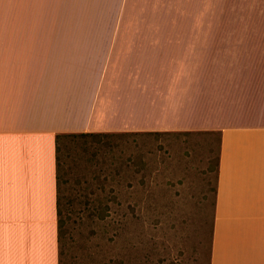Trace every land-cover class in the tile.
Returning a JSON list of instances; mask_svg holds the SVG:
<instances>
[{
    "label": "crops",
    "instance_id": "1",
    "mask_svg": "<svg viewBox=\"0 0 264 264\" xmlns=\"http://www.w3.org/2000/svg\"><path fill=\"white\" fill-rule=\"evenodd\" d=\"M194 130L209 264H264V0H0V264H59L58 134Z\"/></svg>",
    "mask_w": 264,
    "mask_h": 264
},
{
    "label": "rangeland",
    "instance_id": "2",
    "mask_svg": "<svg viewBox=\"0 0 264 264\" xmlns=\"http://www.w3.org/2000/svg\"><path fill=\"white\" fill-rule=\"evenodd\" d=\"M234 5L218 3L219 24H232ZM57 145L59 264H209L216 133L62 136Z\"/></svg>",
    "mask_w": 264,
    "mask_h": 264
},
{
    "label": "trees",
    "instance_id": "3",
    "mask_svg": "<svg viewBox=\"0 0 264 264\" xmlns=\"http://www.w3.org/2000/svg\"><path fill=\"white\" fill-rule=\"evenodd\" d=\"M110 133H154V132H81V133H67V134H58L56 136L57 138V142L58 139L62 136H71V137H79V138H86V137H96V136H103V135H110ZM58 149V145L56 144V152ZM59 170V163L57 162V155H56V187H57V215H58V219H57V234H58V241H59V237H60V226H61V219H59V215L61 213L60 211V193H59V189H60V175L58 173ZM215 191V189H214Z\"/></svg>",
    "mask_w": 264,
    "mask_h": 264
}]
</instances>
